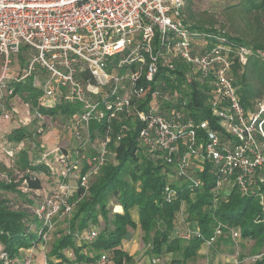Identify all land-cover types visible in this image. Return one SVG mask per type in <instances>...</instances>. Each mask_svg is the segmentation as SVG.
<instances>
[{
    "label": "built area",
    "instance_id": "obj_1",
    "mask_svg": "<svg viewBox=\"0 0 264 264\" xmlns=\"http://www.w3.org/2000/svg\"><path fill=\"white\" fill-rule=\"evenodd\" d=\"M184 1L0 0V126L10 121L8 110L12 104L9 108L7 102L14 97L13 84L29 76L33 77L34 87L41 89L42 97L48 99L45 107L63 97L82 109L61 127L71 135L75 147L70 154L60 152L56 160L61 169L55 189L42 188L37 193L41 201L34 215L41 223L37 231L40 244L47 241L55 218L72 215L77 189L84 193L89 190L91 175L104 161L108 139L99 144V151L91 158L93 166L82 174L79 158L88 148V126L113 113L137 121V142L149 151L159 150L165 163L174 165L178 176L194 188L199 187L198 181L189 168L194 161L205 160L215 171L217 187L236 185L242 195H247L264 184V98L244 110L231 68L236 58L244 65L250 53L244 48H232L224 43L225 39L198 50L195 42L199 35L189 32L182 22ZM23 47L29 50L28 61L19 74L11 70L10 56L20 54ZM173 62L188 67L186 77L192 76L209 86L210 112L218 119L220 131L212 130L207 122L194 125L189 121L183 108L186 100L180 106L178 95L164 91L163 83H158L151 93L148 109H138L144 93V86L138 81L143 78L145 84L152 83L160 68L174 71ZM124 68L129 73L121 76L119 72ZM83 71L89 73L93 83ZM164 103L172 104L166 113L162 109ZM11 110L15 113L14 108ZM30 118H25V124L30 121L37 127L50 119L37 111H30ZM201 130L205 132L203 140L197 134ZM125 132L128 128L123 124L121 133ZM21 146L22 142L14 145L6 139L0 141V151L8 160ZM32 146L38 151L43 149L38 142ZM21 189L25 191L24 186ZM176 194L175 188L165 186L164 201L172 203ZM215 230L204 247L213 246L221 235L220 229ZM78 234L77 238L86 243L98 235L93 228L84 237L83 233ZM192 235L198 236V230H186L179 238L188 241ZM237 237L239 234L234 232L232 239ZM33 248L30 246L15 257L0 251V264H35ZM72 256L71 251L67 252L68 259ZM149 261L166 264L156 257ZM44 264L56 262L52 259ZM91 264L129 263H115L102 252Z\"/></svg>",
    "mask_w": 264,
    "mask_h": 264
},
{
    "label": "trees",
    "instance_id": "obj_2",
    "mask_svg": "<svg viewBox=\"0 0 264 264\" xmlns=\"http://www.w3.org/2000/svg\"><path fill=\"white\" fill-rule=\"evenodd\" d=\"M201 1H184L183 25L189 32L199 35L195 42L198 50L203 47L205 50L206 46L225 39L224 43L232 48L249 51L244 65L236 58L231 68L241 105L244 110L251 109L259 98H264V0H229L222 9L227 18L243 20L250 28L248 33L243 31L236 37L213 27L201 17L199 19L200 14L197 15L193 8ZM206 13L204 11L202 16H206ZM28 53V48L23 47L18 54L21 69L28 61ZM173 64L174 71L160 68L150 84H145L143 78L138 81V85L144 86L138 109H148L151 93L158 83H163L164 91L178 95L180 106L186 100L183 108L189 121L194 125L207 122L212 130L220 131L218 119L210 112L209 86L192 76L186 77L189 71L186 65L180 62ZM83 75L93 83L88 72L83 71ZM13 89L14 97L10 99L17 96L31 112L42 113L51 121L61 120L63 125L69 123L73 114L82 111L78 103L67 102L63 97L57 98L53 106L45 107L40 101L42 91L34 87L32 76L23 82L14 83ZM10 99L7 102L9 108ZM162 109L166 113L172 109V104L164 103ZM123 124L127 126L128 132L121 133ZM33 126L31 130L21 127L13 129L5 139L10 144L25 142L30 146L46 131L45 124L37 127L34 123ZM88 131L89 144L96 141L99 145L108 139L105 144L106 155L102 165L91 175L89 190L84 193L77 189L75 192L73 199L77 201L76 206L71 218L64 217L66 226L54 233L49 255L56 264H68L64 254L67 250L79 263H90L102 252H106L115 263H121L122 260L132 263L119 245L122 240L129 241L132 237L130 231L136 228L142 234L141 240L148 254L162 259L166 264H185L197 257L205 240L214 235L215 229H220L221 235L213 244H233L235 239H232V234L237 232L241 241L253 243L248 258L258 256L255 260L251 258L249 264H264V184L247 195H242L236 185L217 187L215 171L210 162L205 160L202 163L194 161L189 168V172L197 177L199 187L194 188L178 176L174 165L165 163L159 150L149 151L137 142L140 124L135 120H126L122 114L113 113L99 123L90 122ZM197 134L201 140L205 138L203 130ZM36 151L34 154L29 149L18 151L9 160L10 166L0 163V251L14 257L29 248L32 240L38 241L37 231L41 223L36 219L34 209L41 197L37 193L43 188L42 175L49 178L51 172L41 162V152ZM109 156L115 163L109 160ZM92 166L90 159L83 165L81 173L84 174ZM167 185L177 192L172 203L165 202L163 198ZM22 186L25 187L24 192ZM111 201L122 207V213H111ZM133 209L137 211L138 223L131 217ZM90 226L98 229L96 239L76 247L77 234ZM178 228H182V232L174 236ZM186 230H198L199 235H192L188 241L180 239L179 235ZM83 250L96 256L93 259L84 256L81 253ZM238 256H241L240 264L248 259L243 254Z\"/></svg>",
    "mask_w": 264,
    "mask_h": 264
},
{
    "label": "rangeland",
    "instance_id": "obj_3",
    "mask_svg": "<svg viewBox=\"0 0 264 264\" xmlns=\"http://www.w3.org/2000/svg\"><path fill=\"white\" fill-rule=\"evenodd\" d=\"M228 2H230V1L229 0H202L197 6H195L193 8V11H195V13H197V15L200 14L199 19H200V17L203 18V20L205 22L211 23L212 25H214L213 27H215L217 29L224 30L227 34L231 35L232 37L239 36L240 34L243 33V31L245 33H248L250 28L248 29L247 24H245V22L243 20L241 21L240 19H237V18L236 19L235 18L229 19L224 15V12L222 9L227 6ZM204 11H207L206 16H202ZM205 18H207V19H205ZM207 27H209V26H207ZM10 60H11V70L13 72L16 71L15 73L20 74L23 69H21L19 67V63H20L19 55H11ZM128 73H129V71L126 70L125 68L121 69L119 72V74L121 76H126ZM41 78L43 79V76H41ZM40 101L44 105L48 104L47 98L41 97ZM10 102H11L10 104H12L11 108L15 109V113L11 110V108H10V110H8V115H9L10 121H8L4 125L0 126V141L2 139H5L6 137L8 138V136L11 134V130H13V129L21 127V128L27 129V130H31L34 127L33 126L34 123H31L30 121L25 124V118L26 117L30 118V110H29L28 106L26 104H24L22 102V100L17 96L13 99H10ZM51 124H52L53 128H56L57 130L60 131L61 127L63 125V122L61 120H58V119H56L55 121H50V119H48L46 121V125H51ZM65 136L67 138H65L64 141L60 143V146H62L60 152H62L64 154H66V153L70 154L73 150L72 148L75 147L74 146L75 145L74 140L72 139L71 135L69 136L68 134H65ZM37 142L39 143V139H37ZM37 142H35V143L37 144ZM21 147H22L21 151L29 149V150H32L33 154L37 153L36 148H34L32 145L28 146L25 142H22ZM99 148H100V145H98L95 141L92 144H89V147L84 152L81 153L80 158H79L80 163H79V167H78L80 171H81L83 165L85 164V162L87 163L88 161H90V159L94 156V154L99 151ZM45 149L40 150L41 156L42 155L46 156ZM59 155H60V153H59ZM109 160H111L113 163H115V161L112 160L111 156H109ZM0 163H4V164H6V166H10V164H11V162H9V160H6V157L1 152H0ZM46 166H47L48 170H50V172H51V169H50L51 166L50 165H49L50 167L48 165H46ZM42 176H43V178H42L41 184L43 185V188L44 189H46L48 187L52 188L54 185V184H52L53 183V177L51 175H49L50 176L49 178L46 177L47 175H42ZM12 196L13 195H11V197ZM109 209H110L111 213H116L115 212L116 205H115V203H112V201L110 202ZM71 217H72V215L70 216V218ZM56 220L57 221L53 222L52 229L49 230L47 233V235H49L50 237L48 238V240L44 244L45 249H43V245L40 244L37 241V239L32 240L31 246H34L33 250L35 251V256L37 259H39V257L44 253V250H46V252L50 251L49 248H50V245L54 239V233H56L58 229L61 230L66 226L65 225L66 222L64 221V217H62V218L58 217ZM100 223H101V221H100ZM90 228H91V226L88 229H90ZM88 229H86V231ZM93 229L98 231L97 227H93ZM130 232L133 233L135 241H137L140 244V246H142V243L140 242L142 234L139 231V229L131 230ZM252 247H253V243L251 241L243 242L237 237V238H235V241L233 242V244L220 243L219 245L213 244V246L208 247V248H207V246H205L204 248L202 247L203 252L206 253V254H204L205 257L199 258L200 256H198L197 257L198 259H196V261L198 262L201 259H203V263H197V264H212L213 262H216V260H219V262L221 261V264L222 263L223 264H236L237 263L235 261L236 259L241 260V258H240L241 256H237V254L238 255L243 254L244 258L246 256L248 258V256L251 255L250 253H252ZM205 248H206V250H205ZM66 253H67V251L64 252L65 255H66ZM92 256L94 257L95 254H92ZM49 258H52V257L49 256ZM250 260H252V259L248 258L247 261H244L241 264H249ZM191 261H189V262H191ZM193 262H195V261H193ZM63 263L66 264V262H63ZM191 264H193V263H191Z\"/></svg>",
    "mask_w": 264,
    "mask_h": 264
},
{
    "label": "crops",
    "instance_id": "obj_4",
    "mask_svg": "<svg viewBox=\"0 0 264 264\" xmlns=\"http://www.w3.org/2000/svg\"><path fill=\"white\" fill-rule=\"evenodd\" d=\"M45 125H46V123H45ZM46 126H47V128H46V131H45L44 135H42L39 138V143L42 144L43 149L46 148L45 149L46 156H43V155L41 156V159H42L41 162H43L44 164H46L48 166L49 165L51 166V168H50L51 169V176L53 177V183L52 184H54V185H53L52 188H50V187L46 188V190H54L55 189V186H56L57 179H58L57 178V174L59 173V171L61 169L60 164L58 163V161H56L57 158H58V156H59L60 150L62 148V146H60V143L63 142L65 138H67L65 136V134H68V133H65L62 130L59 131L56 128H53L52 127V124L51 125H46ZM68 135L70 136V134H68ZM116 206H119L120 207V211H115V212L122 213V207L120 205H116ZM131 217L133 218V220L136 223H138V217H137V211H136V209H133L131 211ZM91 228H93V227H91ZM136 229H138V228H136ZM85 231L80 232V233H83V237L85 236V233L87 232V231L86 232ZM180 232H182V228L176 229L175 230V233H174V236H178V234ZM131 234H132V237H131V239L129 241L122 240L120 242V245H119V247L122 249V251L124 253H126L131 258V262L132 263H129V264H149L150 263L149 260H150L151 256L148 254L147 248H145V246L143 245L141 239H140V242L142 243V246H140V244L137 241H135L132 232H131ZM75 241H76L75 242V246L76 247H81L82 245L87 244L86 242L79 240L77 237H76V240ZM43 249H45V246L44 245H43ZM205 250H206V248H205ZM49 252H46V250H44V253L39 257V259H37V258L35 259V264H44V262L46 260L47 261H49V260L52 261V258H49V256H50L49 255ZM67 252H70V250H67ZM81 253L84 256H87V257L89 256L91 259L94 258L92 256V254L90 252H87L86 250H83ZM204 254H206V253L203 252V249L200 250L199 253H198V256H200L199 258L205 257ZM65 256L67 258V253H66ZM197 257L191 259L192 261L191 262H187L186 264L203 263V259H201V260L199 259L200 261L197 262L196 261V259H198ZM67 260H68V263H71V264H79V262H75V257L74 256H72L71 259H68L67 258ZM122 261H125V260H122ZM193 261H195V262H193ZM214 263L215 264H221V261L219 262V260H216V262H213L212 264H214ZM89 264H91V262Z\"/></svg>",
    "mask_w": 264,
    "mask_h": 264
},
{
    "label": "bare ground",
    "instance_id": "obj_5",
    "mask_svg": "<svg viewBox=\"0 0 264 264\" xmlns=\"http://www.w3.org/2000/svg\"><path fill=\"white\" fill-rule=\"evenodd\" d=\"M115 211H120V207L116 206V210Z\"/></svg>",
    "mask_w": 264,
    "mask_h": 264
}]
</instances>
